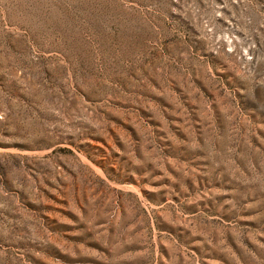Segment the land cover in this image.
I'll use <instances>...</instances> for the list:
<instances>
[{
  "label": "rangeland",
  "instance_id": "obj_1",
  "mask_svg": "<svg viewBox=\"0 0 264 264\" xmlns=\"http://www.w3.org/2000/svg\"><path fill=\"white\" fill-rule=\"evenodd\" d=\"M0 264H264V0H0Z\"/></svg>",
  "mask_w": 264,
  "mask_h": 264
}]
</instances>
